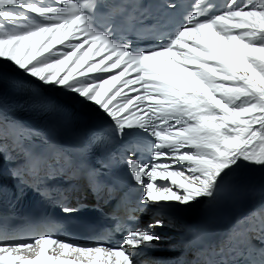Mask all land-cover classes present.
Instances as JSON below:
<instances>
[{"label": "snow or ice", "instance_id": "6c2138e0", "mask_svg": "<svg viewBox=\"0 0 264 264\" xmlns=\"http://www.w3.org/2000/svg\"><path fill=\"white\" fill-rule=\"evenodd\" d=\"M127 7L141 20L151 15L147 9ZM166 7L174 9L175 4ZM212 7L195 0L174 31L162 33L153 46L136 49L113 35L109 18L125 6L102 0H0V60L42 85L94 105L112 121L117 136L139 129L152 137L149 159L135 156L138 147L125 148L120 155L131 179L143 189L137 207L187 208L201 198L214 199L238 161L264 166V0H227L218 12H210ZM105 8L109 10L98 20ZM10 126L17 137L10 175L60 204L63 212L77 211L66 203V190L47 187L57 178L71 181L81 171L71 150L45 139V147L35 151L23 141L37 133ZM53 153L63 155V163L52 162ZM113 160L101 167L110 168ZM84 175L98 193L102 172L88 168ZM129 220L132 226L114 246L104 239L88 246L51 232L32 239H0V264H137L136 251L160 241L155 229L165 221L162 211L147 224L136 223L132 215ZM248 231L264 241V219ZM238 235L236 245L228 246L229 236L219 252L213 249V257L220 259L206 264H264V253L257 261L247 252L246 232Z\"/></svg>", "mask_w": 264, "mask_h": 264}, {"label": "bare ground", "instance_id": "6f19581e", "mask_svg": "<svg viewBox=\"0 0 264 264\" xmlns=\"http://www.w3.org/2000/svg\"><path fill=\"white\" fill-rule=\"evenodd\" d=\"M239 2L240 3H247V0H239ZM10 72L16 73L19 78H21V79H23L25 81H28L30 83V85L33 86V87H39L42 91H45V90L55 91L62 99L71 102L73 105L79 107L80 109L85 110L86 112L103 114L94 105L85 104L84 102L80 101L78 98L74 97L73 95H71L69 93L64 92L63 90H61L58 87L42 85L38 80H36V79L24 74L23 72H21L18 68H16L10 62L0 60V75H5V74L10 73ZM132 133L135 134L138 137H140L142 135H144L146 137H150V136L146 135L143 131H141L139 129H137L135 131H132ZM252 164L253 163L240 160V161L237 162L236 165H234L232 167V169H234L236 167H239L241 165H252ZM253 165H256V164H253ZM230 171H228L227 174ZM171 227H173V225H171L170 223H165V226L161 227L160 229H157V232L160 233L162 231L171 229ZM166 250H169V249H166Z\"/></svg>", "mask_w": 264, "mask_h": 264}]
</instances>
